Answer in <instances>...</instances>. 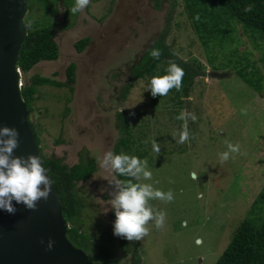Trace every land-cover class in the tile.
<instances>
[{
	"label": "rangeland",
	"instance_id": "374dc122",
	"mask_svg": "<svg viewBox=\"0 0 264 264\" xmlns=\"http://www.w3.org/2000/svg\"><path fill=\"white\" fill-rule=\"evenodd\" d=\"M33 3L38 7L32 12L34 21L43 17L53 26L60 54L37 63L25 79L40 75L65 85L37 87L32 120L45 155L68 165L94 163L91 177L76 183L78 226L90 235L89 248L108 252L121 264H134L136 256L138 264H216L240 223L254 217L257 198L264 208V197H259L264 187V78L259 92L237 72L250 62L264 77V38L255 35L264 33L235 19L233 40L224 37L213 49L218 55L213 69L212 52L192 25L184 0H89L75 14L70 11L74 0H28L29 6ZM159 33H166L181 57H196L206 65L207 74L196 79L182 103L173 89L166 96H151L145 89L148 74L131 77L135 60ZM84 37L89 43L79 51L76 42ZM72 62L71 82L67 68ZM166 67L159 62L154 72L163 75ZM126 83L132 87L123 99ZM182 111L196 119H175ZM183 125L188 139L176 143L173 134L178 136ZM125 135L135 140L129 142L130 153H144L140 159L152 172L151 180L138 182L173 194L171 201L148 202L154 211H163V224L157 228L149 221L147 235L132 241L113 235L114 213L104 209L114 185L104 177L118 178L100 166L103 154L114 153ZM153 139L158 154L152 151ZM226 142L238 144L239 151L220 162L218 153L226 150ZM193 171L196 180L189 178Z\"/></svg>",
	"mask_w": 264,
	"mask_h": 264
},
{
	"label": "trees",
	"instance_id": "16d2710c",
	"mask_svg": "<svg viewBox=\"0 0 264 264\" xmlns=\"http://www.w3.org/2000/svg\"><path fill=\"white\" fill-rule=\"evenodd\" d=\"M34 7L38 9L34 3L29 6V12L25 18L28 30L20 51L18 66L24 75L22 94L27 103L29 121L35 135L36 144L40 150L42 164L56 189L62 205L63 216L70 223L67 236L71 242L75 246L88 249L100 263L121 264L108 252L91 250L89 248L90 243L88 242L90 235L78 226L81 202L76 192V183L77 181L87 180L91 177L95 171L93 161L85 163L81 160L73 165H68L60 157L47 156L42 151L37 126L32 120L33 104L39 97L37 87L44 84L54 86H64L65 84L40 75H35L30 80L25 79V76L37 63L42 60H55L60 54L53 26L47 25L43 17L40 20L35 17L36 21H38L35 22L32 16ZM245 7H249L250 11L245 12ZM184 8L192 19V25L199 33L204 46L212 52L210 64H212L213 69H217L215 60L218 56L213 49L222 45L224 37L229 38L230 41L233 40L230 35L233 29L232 22L235 19L246 26L264 33V0H184ZM255 35L264 38V34L262 33ZM166 37V33H159L155 39L146 45L144 51L132 66L131 77L133 80H138L147 74L150 77L157 75L154 70L159 62H165L167 66L170 61L176 63L184 70V76L181 81L180 90L177 91L173 88L175 92L174 97L178 103H182L189 96L196 79L207 74L205 72L206 65L196 57H189L187 59L181 57L176 52V49L166 41ZM88 43L89 37H84L76 42V47L79 51H82ZM152 48L160 50L159 59H154L148 54ZM246 64V66L237 70L239 76L246 83L261 92L263 75L261 79V76L254 70V64L250 65V62ZM249 66L254 67L248 69ZM75 68L74 62L70 63L67 68V75L71 82L75 80ZM164 70L162 69L161 72L163 73ZM256 70L260 72V69L257 68ZM131 87V83H126L123 86L121 92L123 99H126ZM117 115L119 120H121L120 126H123L124 122L122 118L124 119V117L121 113ZM134 141L132 137L129 139L128 135L122 136L118 140L114 154L123 153L129 156L134 155L138 158L144 157L145 154L142 152L132 154L128 150L129 142L131 144ZM119 147H123L124 149L120 150ZM116 176L118 180L129 179L117 174ZM133 182L139 183L137 180H133ZM259 197H264V187L260 191ZM258 199H256L251 209V213H255L253 214L254 217H247L240 223L216 264H264V208L259 205L260 200ZM136 257L133 260L134 264H138L139 256Z\"/></svg>",
	"mask_w": 264,
	"mask_h": 264
},
{
	"label": "clouds",
	"instance_id": "9594fccd",
	"mask_svg": "<svg viewBox=\"0 0 264 264\" xmlns=\"http://www.w3.org/2000/svg\"><path fill=\"white\" fill-rule=\"evenodd\" d=\"M88 3L89 0H74L70 11L73 14L78 13ZM244 11H250V8L245 7ZM148 54L154 59L160 58V50L157 48H152ZM164 73L149 78L145 89L149 91L151 96H166L169 90L173 88L177 91L180 90L184 70L170 61ZM20 85L23 86V77ZM175 119L185 121L186 119L195 120L196 117L191 112L182 111ZM18 136L19 133L14 126H0V211L8 214H14L16 211L13 201L16 204H22L25 209L35 210L37 202L47 200L51 191V180L38 155L31 153L26 156L13 155L19 143ZM173 139L176 143H184L188 139L186 125L182 126L178 136L173 134ZM152 151L157 154L160 152V147L155 139L152 141ZM238 151V144L226 142V150L218 153L219 161L228 160L230 153H237ZM100 166L110 173L129 178L117 180L113 177L110 180L107 176L104 177L109 184L114 185V190L110 192L111 198L107 203L109 207L104 209L107 212L110 208L114 213L113 235L129 241L140 240L148 233L146 225L149 221H152L157 228L163 224V211H154L148 202L150 200L171 201L173 199L172 192L154 189L151 183L133 182V180L138 181L141 178L145 181L151 180L152 172L149 170L146 160L134 155L114 154L107 151L100 160ZM189 178L196 180L197 174L194 171L190 172ZM197 198H200L199 195ZM66 222L68 231L70 223ZM199 242L197 240V243ZM41 243L45 245L46 250H51L54 241L49 237L46 242L42 240Z\"/></svg>",
	"mask_w": 264,
	"mask_h": 264
},
{
	"label": "water",
	"instance_id": "95a60500",
	"mask_svg": "<svg viewBox=\"0 0 264 264\" xmlns=\"http://www.w3.org/2000/svg\"><path fill=\"white\" fill-rule=\"evenodd\" d=\"M28 12V0H0V126H14L19 133L13 155L40 157L18 66ZM50 187L48 199L38 201L35 210L13 201L14 214L0 211V264H101L68 239L61 202L52 182ZM49 237L54 244L46 250L41 241Z\"/></svg>",
	"mask_w": 264,
	"mask_h": 264
}]
</instances>
